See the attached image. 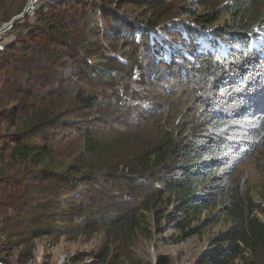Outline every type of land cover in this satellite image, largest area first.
<instances>
[{"label":"trees","instance_id":"obj_1","mask_svg":"<svg viewBox=\"0 0 264 264\" xmlns=\"http://www.w3.org/2000/svg\"><path fill=\"white\" fill-rule=\"evenodd\" d=\"M93 1L42 5L0 55L4 258L102 236L98 259L120 264L165 218L192 234L230 223L200 264H264V0H196L186 11L213 37L188 29V57L167 58L150 30L176 2ZM26 3L0 0V22ZM130 15L150 29L114 26ZM251 160L259 200L240 178Z\"/></svg>","mask_w":264,"mask_h":264},{"label":"rangeland","instance_id":"obj_2","mask_svg":"<svg viewBox=\"0 0 264 264\" xmlns=\"http://www.w3.org/2000/svg\"><path fill=\"white\" fill-rule=\"evenodd\" d=\"M68 1H83L89 4L95 3L93 0ZM169 2H176L178 11L172 15L169 21L150 30L152 32L151 39L164 49L162 57L167 58L169 51L172 50L184 52V56L188 57V54L184 51V42L190 35L188 29L198 32L205 40L213 36L208 28H202L195 23L190 14L186 11L188 9L190 11H198L199 13L203 12V9L196 5V0H169ZM116 13L120 14L124 21L129 19L122 12L118 11ZM130 18L131 21L129 25L116 22L113 24L116 28L125 30L132 25L138 29L139 33L150 29L149 25L146 23L134 20V15H130ZM226 18L225 16V19ZM175 31L181 33L180 39L176 43L174 39L169 36V32ZM168 42H173V47H171ZM199 42H202L203 46L205 45L202 38H200ZM240 178L251 190V194L255 200H259V189L262 183V176L254 160L249 161L242 168ZM172 211L173 208H171L170 212ZM200 218L202 220L201 224H203L204 221L209 218L208 212H204ZM229 226L230 223L224 220L219 223H205L200 233L192 234L194 227L183 231L182 229H177L176 221L161 218V222L152 225V238L139 239L129 257L120 264H127L129 259L134 260V262L138 264H200V259L211 252V249L215 245V238ZM2 246L3 243H0V248ZM104 247L105 244L102 236H94L91 238L82 237L77 240L64 237L60 241L45 237L38 242V248L34 258L28 260L25 264H102L98 256ZM0 253H2L1 249ZM0 258H2L0 263L6 264L3 260L7 261V259L4 258L3 253L0 254ZM12 260L14 262L20 260L19 252L16 253Z\"/></svg>","mask_w":264,"mask_h":264},{"label":"built area","instance_id":"obj_3","mask_svg":"<svg viewBox=\"0 0 264 264\" xmlns=\"http://www.w3.org/2000/svg\"><path fill=\"white\" fill-rule=\"evenodd\" d=\"M54 1L58 0H27L24 11L21 14L14 17L11 21L0 22V55L5 51L12 37L16 34L18 24L26 19L33 18L42 5Z\"/></svg>","mask_w":264,"mask_h":264},{"label":"water","instance_id":"obj_4","mask_svg":"<svg viewBox=\"0 0 264 264\" xmlns=\"http://www.w3.org/2000/svg\"><path fill=\"white\" fill-rule=\"evenodd\" d=\"M0 261H2V258H0ZM6 264H10L9 262H7L6 260H3Z\"/></svg>","mask_w":264,"mask_h":264}]
</instances>
